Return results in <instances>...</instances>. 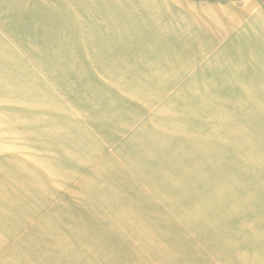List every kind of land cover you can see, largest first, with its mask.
<instances>
[{"label":"rangeland","instance_id":"obj_1","mask_svg":"<svg viewBox=\"0 0 264 264\" xmlns=\"http://www.w3.org/2000/svg\"><path fill=\"white\" fill-rule=\"evenodd\" d=\"M126 1L0 0V264H264V0Z\"/></svg>","mask_w":264,"mask_h":264},{"label":"crops","instance_id":"obj_2","mask_svg":"<svg viewBox=\"0 0 264 264\" xmlns=\"http://www.w3.org/2000/svg\"><path fill=\"white\" fill-rule=\"evenodd\" d=\"M136 1H138V5L137 7L143 6L141 7L142 10H145L148 8L147 11H142L145 12L147 14H155L156 13V6L155 4H152L148 1V0H134L133 2L135 3ZM110 2V0H109ZM112 4L117 7V8H123L124 11L126 12H121L123 14V18L124 19H128V22L126 23V27H127V31L128 33H133L134 36L131 35L130 38H127L125 40L124 37H117L116 34L121 32V33H125L126 28L123 27L122 30L124 31H117V32H111L110 34L113 38H116L120 44H125L131 48H133L132 50H137V47L139 48V51L143 50V49H149V47H143L141 46L142 44H148L151 45L153 48L151 49H157V45L158 44H163V42H169L167 38H165L164 36H161L160 32H157L158 30L155 29V22L156 20L152 21L151 19H147L145 17H143L144 15L142 14H134L132 13L135 8L132 6V3L127 2L126 0H111ZM146 6V7H144ZM155 6V7H154ZM119 11L116 9V12ZM144 13V14H145ZM128 14V15H127ZM120 15V14H119ZM125 24V22H124ZM115 27H119L117 26L118 24H114ZM130 36V34H129ZM164 37V38H163ZM111 40V39H110ZM191 41V40H182V42L184 44H187L186 42ZM127 42V43H126ZM175 45H177L178 48L173 49V47L170 45L167 49H172L170 55L171 57H175V59L178 61L176 62V67H195L197 65H195L194 62H192V56L190 55L189 51H195V48L192 47H188V45H179L178 43H176ZM123 48H126L123 47ZM198 52L195 56V60L197 59V56L200 55L202 57L201 62L204 60L205 58V54L203 51V48H197ZM175 51V52H174ZM142 52V51H141ZM187 61V62H186ZM190 61V62H189Z\"/></svg>","mask_w":264,"mask_h":264}]
</instances>
